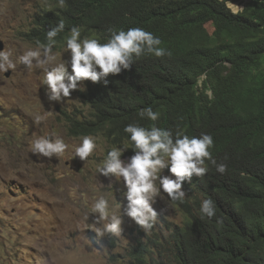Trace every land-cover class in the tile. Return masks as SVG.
Instances as JSON below:
<instances>
[{
	"label": "trees",
	"instance_id": "obj_1",
	"mask_svg": "<svg viewBox=\"0 0 264 264\" xmlns=\"http://www.w3.org/2000/svg\"><path fill=\"white\" fill-rule=\"evenodd\" d=\"M49 1L25 38L61 43L82 32L101 64L98 82L79 91L90 111L67 115L69 132L142 152L140 164L175 149L182 161L171 171L194 191L172 197L183 223L152 224L131 264H259L264 0L236 12L228 0Z\"/></svg>",
	"mask_w": 264,
	"mask_h": 264
},
{
	"label": "rangeland",
	"instance_id": "obj_2",
	"mask_svg": "<svg viewBox=\"0 0 264 264\" xmlns=\"http://www.w3.org/2000/svg\"><path fill=\"white\" fill-rule=\"evenodd\" d=\"M243 4L227 1L234 12ZM50 6L0 0V264H131L152 224L183 223L171 197L185 187L169 171L182 159L172 151L141 167L122 147L111 155L101 135L69 132L67 115L89 113L79 91L97 76L75 59L81 40L25 38Z\"/></svg>",
	"mask_w": 264,
	"mask_h": 264
},
{
	"label": "clouds",
	"instance_id": "obj_3",
	"mask_svg": "<svg viewBox=\"0 0 264 264\" xmlns=\"http://www.w3.org/2000/svg\"><path fill=\"white\" fill-rule=\"evenodd\" d=\"M25 33H26V31H25ZM72 40H81V42H83V49L82 50H80V51H78V52H76L75 53V59L77 60V62L79 63V64H81L82 66H83V68L81 69L82 71H89V70H92L93 68H94V76H97V78H96V80H95V82L98 80V75H99V72H100V68H101V64H99V63H97L96 62V60H95V58H94V56L92 55V54H90L91 53V51H89V45H90V41H88L86 38H85V36H84V34H82V32H78V33H76V34H73L70 38H68V39H66L64 42H61V43H63V44H68L70 41H72ZM0 41H2L3 42V40L2 39H0ZM29 41H31V40H29ZM52 42H54V43H60V42H56V41H53V40H51L50 42H44L45 44H48V43H52ZM3 45H4V42H3ZM3 49H4V46H3ZM2 49V50H3ZM1 51V50H0ZM98 69V71H95V70H97ZM7 73V72H6ZM5 73V74H6ZM9 74H10V71H9ZM94 82V83H95ZM98 82V81H97ZM90 84V83H89ZM89 135H94V134H88V135H86V136H89ZM74 136V135H73ZM212 138V135L210 134V133H208V134H206V135H204L203 136V138H202V141H203V143L207 146V148H208V150L210 151V153H211V155H212V150H211V148L208 146V144H207V140H209V139H211ZM119 147H122V148H124V146H119ZM117 147H114V146H112L111 148H110V150H113V154H115V156H118V153L115 151V149H116ZM172 151H176L177 153H178V155L180 156V154H179V152L177 151V150H172ZM172 151H170L168 154H170ZM120 154V156H122V155H125V154H130V155H136L137 157H138V163L137 164H139V166H141V167H145V166H147V165H149V164H146V163H141L140 164V162H139V160H140V158L143 156V153L142 152H139V153H135V154H133V153H126V150L125 149H123L122 150V152L121 153H119ZM168 154H166V155H168ZM162 156H164V155H162ZM161 157V156H160ZM160 157L159 158H157L156 160H158V159H160ZM181 157V156H180ZM212 158H213V155H212ZM181 159H182V157H181ZM155 160V161H156ZM213 160H214V158H213ZM154 161V162H155ZM182 161V160H181ZM153 162V163H154ZM193 162L194 161H192V164H193ZM196 163L194 164V165H196L197 164V161H195ZM181 163V162H180ZM152 164V163H151ZM179 164V163H178ZM173 165H177V164H172V165H170V167H169V171L171 170V166H173ZM201 165H203V163H199L198 165H197V168L198 167H201ZM170 173H172V171H170ZM180 179V178H179ZM181 180V179H180ZM181 182V184L185 187V190H184V193H181V194H178V195H180V197H181V199H185V197L187 196V194L189 193V191H191L192 193H194V191L191 189V188H189V186L190 185H187V183H184L182 180L180 181ZM177 195V194H176ZM176 195H174V196H172V197H175ZM171 197V198H172ZM172 201L174 202V200L172 199ZM156 229H158V228H156ZM140 241V240H139ZM136 243H138V240L136 241ZM136 245V244H135ZM135 245H134V247H135ZM133 251V250H132ZM131 251V252H132ZM131 252L129 253V256L131 257ZM132 263H135V261H132ZM259 264H264V254H262V255H260L259 256V262H258Z\"/></svg>",
	"mask_w": 264,
	"mask_h": 264
},
{
	"label": "water",
	"instance_id": "obj_4",
	"mask_svg": "<svg viewBox=\"0 0 264 264\" xmlns=\"http://www.w3.org/2000/svg\"><path fill=\"white\" fill-rule=\"evenodd\" d=\"M241 7H243V6H241ZM3 46H4V45H3V42H2V41H0V50H2V49H3ZM6 75H9V72H7V73H6Z\"/></svg>",
	"mask_w": 264,
	"mask_h": 264
},
{
	"label": "bare ground",
	"instance_id": "obj_5",
	"mask_svg": "<svg viewBox=\"0 0 264 264\" xmlns=\"http://www.w3.org/2000/svg\"><path fill=\"white\" fill-rule=\"evenodd\" d=\"M133 94V93H132ZM137 97H139V96H137ZM169 104V103H168Z\"/></svg>",
	"mask_w": 264,
	"mask_h": 264
}]
</instances>
